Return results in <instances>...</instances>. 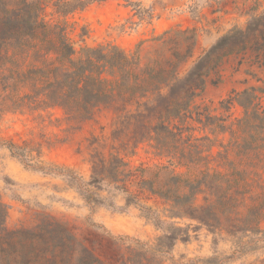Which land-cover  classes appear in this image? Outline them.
Segmentation results:
<instances>
[{
	"label": "trees",
	"instance_id": "1",
	"mask_svg": "<svg viewBox=\"0 0 264 264\" xmlns=\"http://www.w3.org/2000/svg\"><path fill=\"white\" fill-rule=\"evenodd\" d=\"M105 1L0 0V121L8 113L36 114L56 108L68 119L85 121L111 110L117 117L113 140L119 143V150L135 156L141 145L148 144L157 156L168 160L170 165L159 172H168L161 189L147 181L137 186L142 193L147 190L161 197L169 205L170 219L196 222L195 228L205 227L213 235L226 232L239 244L248 232L264 241V231L258 228L264 217V192H259L264 190V181L259 173L240 170L229 159L233 152L249 159L248 168L257 169L264 163V104L257 93L264 94V90L233 91L220 102L226 112L235 104L243 108L244 116L231 124V116L205 120L200 107L194 106L208 77L227 56L264 38V15L254 17L245 29L235 28L221 37L180 78L178 69L193 55L196 30L184 31L193 34L192 44L185 54L178 45L169 49L173 57L169 60L164 59L168 42L163 39L170 31L155 38L162 43V50L156 51V59L146 67H142L140 51L143 42L134 53L113 44L90 46L85 44L88 31L84 28L79 35L84 44L77 47L71 37L75 24L69 22V16ZM138 16L148 23L154 18L147 11ZM190 120L214 135L229 134V143L185 138L186 132L195 130L188 125ZM216 146L223 151L214 155ZM6 148L13 157L29 162L25 148L13 142ZM92 158L89 183L70 176L87 200L101 202L87 186L109 180L114 189L128 194L127 205L138 204L139 196L129 194V183L136 172L145 170H132L120 152L109 157L96 152ZM35 168L52 171L40 164ZM176 168H185L187 173L177 174ZM195 171H200L201 177L192 178ZM7 217L8 207L0 199V255L6 256L7 264H108L66 222L47 216L34 229L11 231L6 227ZM153 218L157 227L163 224L156 215ZM190 229L173 222L156 244L134 241V246L127 247L125 264H165L164 257L179 240H190Z\"/></svg>",
	"mask_w": 264,
	"mask_h": 264
},
{
	"label": "rangeland",
	"instance_id": "2",
	"mask_svg": "<svg viewBox=\"0 0 264 264\" xmlns=\"http://www.w3.org/2000/svg\"><path fill=\"white\" fill-rule=\"evenodd\" d=\"M146 11L154 15L151 23L140 21L139 12ZM262 15L264 0H107L74 13L69 16V22L75 24L71 37L77 47L84 44L79 37L84 28L88 31L85 44L90 46L113 44L134 53L143 42L140 48L142 67L156 59L157 50H162V43L154 41L155 38L170 31L163 39L168 42L164 59L169 60L173 59L169 49L178 45V50L185 54L192 44L193 34L184 31L196 30L193 55L178 69V77L182 78L221 37L235 28L245 29L254 17ZM252 87L264 90V38L250 43L245 51L227 56L208 77L207 87L194 106L200 107L205 120L231 116L228 122L231 124L244 116V110L235 104L230 112H226L221 109L220 102L233 91L242 92ZM257 93L264 104V94ZM116 120L111 110H104L85 121L68 119L59 108L36 114H6L0 121V199L8 207L6 227L11 231L31 230L42 224L47 216H52L66 222L106 263L125 264L128 246H134L136 240L156 244L174 222L177 227H191V238L179 240L171 254L164 257L165 264L188 261L197 264H264L261 236L248 232L242 235L239 244L226 232L213 235L205 227L195 228L196 222L170 219L169 205L161 197L147 190L142 193L137 186L139 182L147 181L156 190L164 186L168 172H159L170 164L167 159L157 156L148 144L141 145L137 155L126 156L119 150V143L113 140ZM188 125L195 130L186 132L185 138L218 139L225 145L231 139L229 134L214 135L192 120ZM10 142L25 148L29 162L12 156L6 148ZM220 151L223 149L216 146L213 154ZM96 152L106 157L120 152L132 170H145V173L136 172L137 176L129 183V194L139 196L138 204L127 205L128 194L114 189L109 180L87 186L101 202H89L82 194L70 176L73 174L82 183H89L93 174L92 156ZM229 159L237 163L240 170L259 173L264 181V163L257 169L248 168L249 159L237 157L233 152ZM36 164L52 168V171L38 170ZM175 170L177 174L187 173L185 168ZM219 170L226 172L224 168ZM190 176L197 178L201 174L195 171ZM198 203H203L202 196ZM138 205L151 209L152 213ZM155 215L163 223L160 227L155 223ZM258 228L264 231V217ZM6 260L5 255H0V264H7Z\"/></svg>",
	"mask_w": 264,
	"mask_h": 264
}]
</instances>
